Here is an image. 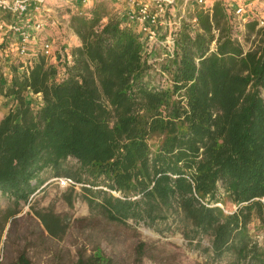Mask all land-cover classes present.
Segmentation results:
<instances>
[{"label":"trees","instance_id":"16d2710c","mask_svg":"<svg viewBox=\"0 0 264 264\" xmlns=\"http://www.w3.org/2000/svg\"><path fill=\"white\" fill-rule=\"evenodd\" d=\"M55 3L79 44L70 63L38 54L0 78V198L26 205L63 177L111 224L178 231L193 249L208 238L214 262L264 264L249 234L254 217L264 225V40L245 52L220 2L194 12L180 2L172 51L149 56L112 4ZM224 198L234 211L217 206ZM31 211L49 237L66 235L59 215ZM74 264L110 261L95 249Z\"/></svg>","mask_w":264,"mask_h":264},{"label":"rangeland","instance_id":"374dc122","mask_svg":"<svg viewBox=\"0 0 264 264\" xmlns=\"http://www.w3.org/2000/svg\"><path fill=\"white\" fill-rule=\"evenodd\" d=\"M104 1L107 4L115 2ZM48 9L51 13L47 21L49 24L54 22V25L47 26L45 33L55 40L54 47L60 52L65 46L73 47V39L67 29L69 13L55 2L48 5ZM240 35L245 52L255 49L264 40V30L256 29V26L252 31L245 28ZM163 43L164 40L161 41ZM58 53L55 51L54 55L58 56ZM0 61V78H6L2 71L8 66V59L2 57ZM28 101L37 103V99L31 97ZM7 108L8 101L0 97V118ZM62 180L63 177L51 178L26 205L16 207L0 198V264H11L20 254H24L31 264H74L79 252L89 256L95 249H99L110 264H225L214 262L212 255L207 253L208 238L203 239V248L193 249L178 231L160 234L142 224L129 222L128 226H120L107 222L89 211L86 192L80 184L64 185ZM217 206L225 213L236 208L225 198ZM32 207L51 210L63 218L69 225L66 235L61 240L49 237L34 217ZM13 210L18 213L8 218V213ZM249 234L264 252V225L255 217L249 225ZM139 243L144 244L141 255L136 252Z\"/></svg>","mask_w":264,"mask_h":264},{"label":"built area","instance_id":"2783aa9c","mask_svg":"<svg viewBox=\"0 0 264 264\" xmlns=\"http://www.w3.org/2000/svg\"><path fill=\"white\" fill-rule=\"evenodd\" d=\"M56 0H0V59H8L3 76L8 79L10 66L17 63L26 65V60L38 54L56 64L55 51L65 54L70 63L69 49H56L55 40L45 33L47 17L51 13L48 5ZM77 4L88 5L92 0H73ZM114 14L124 23L134 28L139 34L144 52L152 56L160 52H171L173 41L177 37L179 20L175 12L180 10L178 1L183 6L189 4L190 12L197 9L209 11L215 2H220L234 28V38L240 42L241 31L247 25L254 24L256 29L264 30V0H113ZM257 9H262L258 11ZM184 10H182L183 12ZM263 11V12H261ZM68 17V16H67ZM194 31L198 29L196 20L187 19ZM68 27V21H67ZM163 37V38H162ZM162 38V39H161ZM164 43L161 44V41ZM242 46V45H241ZM1 64V61H0ZM2 65V64H1ZM6 65V64H5ZM23 68H19L21 71ZM64 185L73 183L64 178Z\"/></svg>","mask_w":264,"mask_h":264},{"label":"crops","instance_id":"0c3cea01","mask_svg":"<svg viewBox=\"0 0 264 264\" xmlns=\"http://www.w3.org/2000/svg\"><path fill=\"white\" fill-rule=\"evenodd\" d=\"M69 34L71 35V39H73V43H74L73 47L78 46L79 41H78L77 37L70 32H69Z\"/></svg>","mask_w":264,"mask_h":264}]
</instances>
